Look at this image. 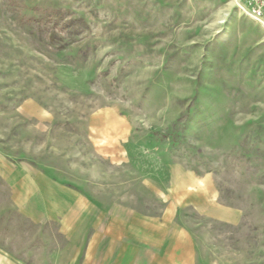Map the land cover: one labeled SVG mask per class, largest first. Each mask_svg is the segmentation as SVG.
Wrapping results in <instances>:
<instances>
[{
	"label": "rangeland",
	"instance_id": "obj_1",
	"mask_svg": "<svg viewBox=\"0 0 264 264\" xmlns=\"http://www.w3.org/2000/svg\"><path fill=\"white\" fill-rule=\"evenodd\" d=\"M81 201L179 250L101 244ZM109 262L264 264V28L235 0H0V264Z\"/></svg>",
	"mask_w": 264,
	"mask_h": 264
},
{
	"label": "crops",
	"instance_id": "obj_2",
	"mask_svg": "<svg viewBox=\"0 0 264 264\" xmlns=\"http://www.w3.org/2000/svg\"><path fill=\"white\" fill-rule=\"evenodd\" d=\"M72 209L81 212L78 218H83L84 221L85 219L93 221L92 224L88 223L87 231L94 228L95 233L100 235L103 240L101 244L115 242L113 244L115 248L120 245V249L129 248V250L134 246L147 248L151 252L160 251L163 258L166 244V247L169 246L170 252L172 251V255L175 250H179L175 246V242L179 243L181 232L176 230L174 225H170V221L159 220L152 215H143L122 206H112L103 210L98 204H87L85 201H81ZM152 255L154 256V253ZM109 264L113 263L109 262Z\"/></svg>",
	"mask_w": 264,
	"mask_h": 264
},
{
	"label": "built area",
	"instance_id": "obj_3",
	"mask_svg": "<svg viewBox=\"0 0 264 264\" xmlns=\"http://www.w3.org/2000/svg\"><path fill=\"white\" fill-rule=\"evenodd\" d=\"M239 12L264 28V0H235Z\"/></svg>",
	"mask_w": 264,
	"mask_h": 264
}]
</instances>
